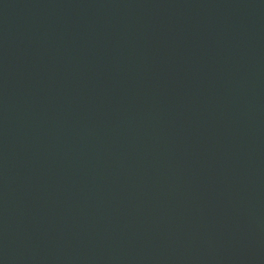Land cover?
<instances>
[{"label":"water","instance_id":"water-1","mask_svg":"<svg viewBox=\"0 0 264 264\" xmlns=\"http://www.w3.org/2000/svg\"><path fill=\"white\" fill-rule=\"evenodd\" d=\"M0 264H264V0H0Z\"/></svg>","mask_w":264,"mask_h":264}]
</instances>
